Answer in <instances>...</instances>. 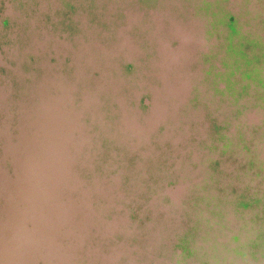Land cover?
I'll return each instance as SVG.
<instances>
[{
	"label": "water",
	"instance_id": "obj_1",
	"mask_svg": "<svg viewBox=\"0 0 264 264\" xmlns=\"http://www.w3.org/2000/svg\"><path fill=\"white\" fill-rule=\"evenodd\" d=\"M141 12L191 21L198 56ZM13 45L0 264H264V0H0Z\"/></svg>",
	"mask_w": 264,
	"mask_h": 264
},
{
	"label": "rangeland",
	"instance_id": "obj_2",
	"mask_svg": "<svg viewBox=\"0 0 264 264\" xmlns=\"http://www.w3.org/2000/svg\"><path fill=\"white\" fill-rule=\"evenodd\" d=\"M159 17H160L159 14L158 15L142 14V12H141L139 14L136 13L135 15H133L132 19H133L135 24L136 23L139 24L138 27L140 28V30L144 34V39H146L148 37L156 38V35H157V39H156L157 42L156 43H159L160 41H164L166 38L177 36V37L181 38V40L185 43L186 46H187V40L189 42H193V40H195L197 42L198 52L200 51V49H201V35H200L198 28L195 27L196 31L193 29L191 21L185 22L183 20V18H179L178 21H174L170 18L155 19V18H159ZM138 40L139 39L137 38L134 43L138 42ZM165 46H166V44H165ZM186 51H187V49L181 51L182 52V53L180 52L181 55L185 54ZM198 52L196 55L193 53H191V54H192V56L197 57ZM65 53L72 56V47L70 44L66 45ZM18 59H19V52H18L17 47L15 45L10 47L6 51V54L0 53V67L1 68L5 67V63H7L8 60L14 62L13 66H9V68H7L8 72L6 75L0 74V89L2 86H4V84L8 83L9 75H10L11 71L17 69V67H15V62H17ZM43 67L46 70V73L50 72L49 68L45 65V62L43 63ZM54 72H55V70L52 71V73H54ZM50 81L52 83V87L55 90V88L58 87V85H59L55 76H52ZM44 118L55 120V118H56V102L52 103V111H46L45 112Z\"/></svg>",
	"mask_w": 264,
	"mask_h": 264
},
{
	"label": "trees",
	"instance_id": "obj_3",
	"mask_svg": "<svg viewBox=\"0 0 264 264\" xmlns=\"http://www.w3.org/2000/svg\"><path fill=\"white\" fill-rule=\"evenodd\" d=\"M156 39H157V35H156V38H151V37L147 38V40H153V41L156 40ZM174 41L178 42L177 46L173 45ZM164 43L166 44V46H165ZM188 46H190L188 48L189 52H190V55L192 56L191 53L196 55L197 52H198V48H197V42L195 40H193V42H189L187 40V46H186L185 43L181 40V38L176 36V37L166 38L164 41H160L159 43H156L155 45H151L152 49H161L168 56H172V53H174V54H176L178 56H181V53H182L181 51L187 49L186 47H188Z\"/></svg>",
	"mask_w": 264,
	"mask_h": 264
}]
</instances>
